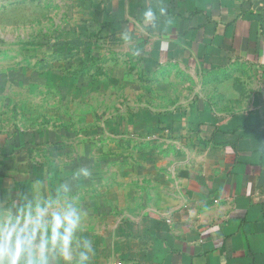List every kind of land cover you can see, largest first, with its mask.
Segmentation results:
<instances>
[{
    "label": "crops",
    "instance_id": "1",
    "mask_svg": "<svg viewBox=\"0 0 264 264\" xmlns=\"http://www.w3.org/2000/svg\"><path fill=\"white\" fill-rule=\"evenodd\" d=\"M85 16L75 45L96 56L68 85L80 115L62 105L51 126L0 100V206L88 167L74 194L92 264H264V0H98ZM166 74L193 91L157 110L149 82Z\"/></svg>",
    "mask_w": 264,
    "mask_h": 264
},
{
    "label": "rangeland",
    "instance_id": "2",
    "mask_svg": "<svg viewBox=\"0 0 264 264\" xmlns=\"http://www.w3.org/2000/svg\"><path fill=\"white\" fill-rule=\"evenodd\" d=\"M96 1L0 0V100L9 102V106L33 109L36 117L51 113L55 117L51 126L58 125L56 117L62 105L67 107L66 118L81 114L83 102L71 99L68 85L70 78L81 74L86 66L80 54H68L65 48H88V41L75 45L65 35L76 31L82 36L84 27L79 25L86 18V9ZM105 47L100 45L104 57ZM105 66L108 70V65L96 61L92 68L103 69ZM149 83L147 103L157 110L171 109L174 102L185 100L193 91V82L171 74ZM65 85L67 89H64ZM98 93L105 97L109 94L117 96L119 91L111 94L101 90ZM108 101L109 98L95 97L92 103L105 107Z\"/></svg>",
    "mask_w": 264,
    "mask_h": 264
},
{
    "label": "clouds",
    "instance_id": "3",
    "mask_svg": "<svg viewBox=\"0 0 264 264\" xmlns=\"http://www.w3.org/2000/svg\"><path fill=\"white\" fill-rule=\"evenodd\" d=\"M165 7L142 13L143 23L157 27ZM125 43L131 42L126 31ZM139 49L132 50L138 56ZM88 167H79L51 190L36 188L0 206V264H92L96 254L92 241L83 236L86 212L74 189L89 180Z\"/></svg>",
    "mask_w": 264,
    "mask_h": 264
},
{
    "label": "trees",
    "instance_id": "4",
    "mask_svg": "<svg viewBox=\"0 0 264 264\" xmlns=\"http://www.w3.org/2000/svg\"><path fill=\"white\" fill-rule=\"evenodd\" d=\"M80 36L81 35L79 33H77L76 31H72L69 34L65 35V38L67 40H70V41H74L75 42V41H79ZM96 36H97V34H94L93 36L91 34H89V35L87 34V37L88 38H90V37H96ZM65 50L67 52L69 50V48L66 47ZM95 56H96V52L93 49H91V46H89L88 49L86 51H84V54H83V60H82L83 65L86 66L87 65L86 62L88 63V62L93 61V59H94ZM80 73H82V72L80 71ZM73 76L74 77H77V76H82V75L81 74H78V75H73Z\"/></svg>",
    "mask_w": 264,
    "mask_h": 264
}]
</instances>
